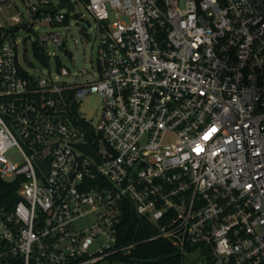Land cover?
Listing matches in <instances>:
<instances>
[{"label": "built area", "instance_id": "1", "mask_svg": "<svg viewBox=\"0 0 264 264\" xmlns=\"http://www.w3.org/2000/svg\"><path fill=\"white\" fill-rule=\"evenodd\" d=\"M21 1L26 14L0 0V264L128 253L130 210L187 260L264 264V0H72L101 29L81 83L21 66L19 29L48 60L46 42L63 47L68 31L36 27L73 12ZM93 92L97 123L80 110Z\"/></svg>", "mask_w": 264, "mask_h": 264}, {"label": "rangeland", "instance_id": "2", "mask_svg": "<svg viewBox=\"0 0 264 264\" xmlns=\"http://www.w3.org/2000/svg\"><path fill=\"white\" fill-rule=\"evenodd\" d=\"M16 4V9L11 13L17 11L26 14V8L21 0H12ZM58 1V0H54ZM113 17V16H112ZM39 34H46L47 32L61 31L65 34L66 44L63 47L56 45L53 41L49 40L45 44L46 50L49 52L48 63H43L36 55L33 47V40L36 35L29 37L30 31L25 28H20L18 31L19 40V56L21 66L29 73L34 75H45L52 71L58 74V61L61 66L68 67L72 75L62 76V79L73 83H81L91 78L97 72L98 60V45L101 36V29L99 21L93 16L87 5L79 1L76 3V11L71 13L68 25L62 27L58 24L50 22H40L36 27ZM84 69L86 73L77 75L78 71ZM103 99L100 94L93 92L88 93L82 97L80 110L81 112L94 123H97L102 114ZM10 156L19 158L15 151L8 153ZM196 256L201 257L203 260L204 254L201 250H196ZM195 260L194 257H192ZM197 262V259L195 260ZM98 264H125L124 261L117 256L106 258L98 262Z\"/></svg>", "mask_w": 264, "mask_h": 264}, {"label": "trees", "instance_id": "3", "mask_svg": "<svg viewBox=\"0 0 264 264\" xmlns=\"http://www.w3.org/2000/svg\"><path fill=\"white\" fill-rule=\"evenodd\" d=\"M34 53L43 63L48 62L46 56L42 57L36 50ZM60 67V61H58V68ZM4 182L5 180L0 179V187ZM5 200L8 203L16 201L15 197H8ZM157 230L155 223L141 217L135 211L130 210L123 214L120 242L135 243V246L130 252H120L115 256L122 259L125 264H197L196 261L187 260V257L171 241L162 237L152 238Z\"/></svg>", "mask_w": 264, "mask_h": 264}, {"label": "water", "instance_id": "4", "mask_svg": "<svg viewBox=\"0 0 264 264\" xmlns=\"http://www.w3.org/2000/svg\"><path fill=\"white\" fill-rule=\"evenodd\" d=\"M58 7L62 8V7H66L69 11H73L75 10V6H74V3L72 0H61ZM45 8H48L50 10H54L55 9V6H48V7H45ZM18 27V25H15L12 27L13 28H16Z\"/></svg>", "mask_w": 264, "mask_h": 264}]
</instances>
